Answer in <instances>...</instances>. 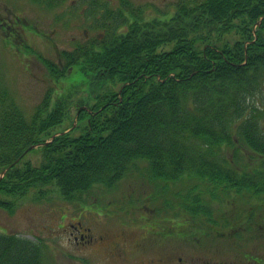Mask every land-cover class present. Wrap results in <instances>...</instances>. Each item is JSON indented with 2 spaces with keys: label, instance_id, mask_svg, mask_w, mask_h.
<instances>
[{
  "label": "trees",
  "instance_id": "obj_1",
  "mask_svg": "<svg viewBox=\"0 0 264 264\" xmlns=\"http://www.w3.org/2000/svg\"><path fill=\"white\" fill-rule=\"evenodd\" d=\"M122 8L133 22L110 12L113 23L99 26L104 36L63 51L58 63L44 60L55 82L72 83L54 103L49 89L31 120L0 89V172L11 166L0 194L23 197L42 187L43 198L45 187L55 185L72 200L95 184H115L140 160L150 163L154 178L167 182L188 177L264 191L263 172L251 177L234 170L227 157L231 149L236 160L244 146L264 156V110L256 100L264 84V0H181L166 20L143 23L139 8L125 0ZM80 89L89 95L86 101L74 100ZM73 104L88 107L79 113V134L72 131L42 147L39 167L14 164L27 149L73 124ZM188 197L192 213L211 217L198 197ZM14 206L0 200V207ZM0 264H43L42 247L0 233Z\"/></svg>",
  "mask_w": 264,
  "mask_h": 264
},
{
  "label": "rangeland",
  "instance_id": "obj_2",
  "mask_svg": "<svg viewBox=\"0 0 264 264\" xmlns=\"http://www.w3.org/2000/svg\"><path fill=\"white\" fill-rule=\"evenodd\" d=\"M87 1L90 0H66L61 7L52 10L37 6L30 0H0V21L9 25V36H5L2 29L0 30V86H5L10 91L28 120H31V114L50 87L59 92L71 87L69 85L72 80H62L60 85L54 83L44 60L58 62L62 51L73 50L76 44L95 37L99 32L95 29L92 19L100 18L101 9H96L95 15L88 14ZM130 1L136 2V5L151 4L153 10L148 13L152 14L157 9L174 10L173 7L179 0ZM101 2H108L113 8L119 5V0L98 1ZM12 32L17 36L12 37ZM233 39L230 38L232 41ZM170 48L168 45L162 50L168 51ZM88 96L85 89H80L73 98L86 101ZM256 100L264 110L261 104V100H264V84L262 93L257 95ZM76 110L73 104L72 116H75ZM262 125L264 126V118ZM65 126L69 127L65 124L63 128ZM78 134L79 132L75 133ZM241 149V159L237 167L241 169L252 163L253 166L256 161L252 158L254 155L247 147ZM232 155L233 151L229 149L227 157L231 158ZM25 161L38 167L42 162L41 153L35 150L27 155ZM136 165L137 169L126 175L121 182L116 183L117 185L114 184L115 187L94 185L93 188H96L88 196H98L99 202L96 204L71 205V202L61 198L55 187L48 188L50 200L40 202L34 196L35 191H32L24 199H19L13 214L0 209V232L19 234L32 240L40 239L50 246L47 264H66L70 242L61 226L66 228L75 220L70 211L77 209L80 210L81 216L91 217L111 214L116 207H105V204L114 200L118 202L117 207L129 213V221L143 227L159 226L178 231V234L162 232L164 235L161 236L169 239L154 241L153 255L156 258L166 255L171 264L178 263L179 258L191 263L222 261L226 264H264V193L254 195L246 189L235 194L231 189L224 190L220 186H210L202 181L187 178L177 182L161 179L155 181L150 178L148 162L140 161ZM192 191L197 192L196 195L208 193V197H200L198 201L206 206L214 203V207L209 211L215 212L216 215L226 212L225 220L218 219L213 226L208 227L204 219L200 220L204 216L203 213L187 211L185 205L188 203L183 202V199ZM209 192L216 196L213 197ZM242 194L245 196L239 197ZM177 196L182 199H177ZM0 199L14 200L1 194ZM226 200H233L234 203H227ZM135 205H142L143 209L135 211ZM213 217L216 216L210 218ZM205 220L213 223L208 218ZM251 220H255L251 224L253 231L256 228L257 234L254 235L249 232L252 230L248 227ZM128 225V232L134 237H140V228L130 223ZM261 226L263 228H260ZM121 231V228H114L111 233ZM175 235L177 237H174Z\"/></svg>",
  "mask_w": 264,
  "mask_h": 264
},
{
  "label": "flooded vegetation",
  "instance_id": "obj_3",
  "mask_svg": "<svg viewBox=\"0 0 264 264\" xmlns=\"http://www.w3.org/2000/svg\"><path fill=\"white\" fill-rule=\"evenodd\" d=\"M99 199L89 198L83 204H96ZM115 208L111 214L96 215L94 217L84 215V225L81 215L75 221L69 223L68 231V261L66 264H171L168 256L155 257L153 255L154 236L163 238L162 232H170L169 229L159 226L136 225L141 231L140 237L132 236L128 230V221L123 218L120 208L109 202L105 207ZM115 206V207H114ZM136 210L143 209L135 207ZM127 217V215L125 216ZM114 228H121V232L111 233ZM97 230V231H96ZM164 239V238H163ZM175 264H226L222 261L208 263H191L178 259Z\"/></svg>",
  "mask_w": 264,
  "mask_h": 264
},
{
  "label": "water",
  "instance_id": "obj_4",
  "mask_svg": "<svg viewBox=\"0 0 264 264\" xmlns=\"http://www.w3.org/2000/svg\"><path fill=\"white\" fill-rule=\"evenodd\" d=\"M4 174V173H3Z\"/></svg>",
  "mask_w": 264,
  "mask_h": 264
}]
</instances>
